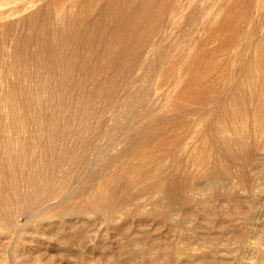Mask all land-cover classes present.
<instances>
[{
    "label": "rangeland",
    "instance_id": "374dc122",
    "mask_svg": "<svg viewBox=\"0 0 264 264\" xmlns=\"http://www.w3.org/2000/svg\"><path fill=\"white\" fill-rule=\"evenodd\" d=\"M127 1L132 0H0V170H3L2 172H7L4 170H22L23 164V166L25 164L30 165L31 170H50V155L53 154L52 152L58 150L65 152L69 149L70 155H77L82 150L78 142L79 137L87 136L89 137H86L87 142H96V139L98 142L101 132L99 120L104 121V128L106 126L112 127L116 124L115 122H118V119L114 118H116L123 102H127L130 98L128 97L129 91L135 92L139 89L142 78L147 72V63L144 60L146 57L142 56L141 52L151 49L147 45L138 44L143 39L144 29L118 26L119 21L127 15L125 10L118 7V3ZM177 2L180 3V5H177V9L170 8L167 10V14L172 13L174 16L173 24L170 27L168 26L167 44L174 45L177 43L176 48H171L173 53L177 55V60L175 59L177 63L173 62L166 65L163 70L165 76L162 74L157 77V80L153 82L155 85L152 84L153 88L148 97L149 101L141 104V111L148 112L145 118L146 122L151 124L150 122H155L156 119L162 117L167 118L170 122L169 125L176 128L179 105L185 104V101L191 99V96L195 94L194 92L199 88L201 89L199 86L202 84L206 85L205 91H211L210 88L213 87L211 81L217 79L218 82L220 77L225 76L222 74L226 73L227 70L224 71L223 67L230 70V68H233L232 66L238 65L240 58V51L238 50L240 46H243L242 49H246L244 47L246 44L245 39H247L248 44L250 43L254 47L255 51L258 49L255 47L264 45V37L259 33V31L264 33V0H177ZM143 3V0H138L139 6ZM147 17H156V12L154 11ZM194 17L203 22L198 20L199 23L195 25L193 32H190L187 25ZM138 18L136 16L134 21ZM81 23L83 28L80 31L77 26L79 28ZM225 24L230 26L229 30L232 28V32H228L232 34L226 35L227 32H218L219 26H225ZM255 26L260 27L255 28ZM247 28L249 31L251 29L253 31L251 30V33H249ZM236 29L244 30L243 32H240V30L237 32L239 34L236 36L237 39L232 36H235ZM245 32L248 33V36ZM185 33H188V35L183 37ZM249 37L250 39L253 38L251 42H249ZM129 38H133V40ZM124 39H129V41L122 42ZM234 39L239 41V47L237 45L233 46ZM252 40L256 41L258 45H253L254 41L252 42ZM131 41L133 42L131 43ZM240 43L244 44L241 45ZM224 44L225 48L223 47ZM141 47L142 50H139ZM237 48L238 50H236ZM225 49L227 50L224 53ZM152 50L153 54L151 56L161 51L158 46H154ZM220 50H223V54H227L229 58H226L227 55L224 56ZM255 51L253 52L255 53ZM219 52L221 53L219 54ZM182 54L192 55H189V57L185 55L186 58H191L190 64L189 59L184 58ZM179 55H182L180 56L182 62H179ZM236 56L239 58L235 59ZM192 58L197 59L198 62L192 61ZM231 59H235L233 61L235 63H232ZM118 60L123 65H129L128 75L112 67L114 62ZM217 60L218 63H216ZM199 63H201V66ZM193 64H198L200 67L198 68L197 65L192 68ZM217 64L220 69L218 66H214ZM206 70L209 71L206 72ZM215 70H218V72ZM203 71H205L206 77L210 78L211 76L213 79L208 77H205V80L202 79ZM215 72L220 76L219 78ZM213 74L215 77H213ZM66 75L69 76V82H79L82 84L80 86L83 88L86 86L87 88L85 87L84 90L79 87L77 88L78 91L76 90L77 92H74L76 88H71L68 92L66 91L67 94L62 95L59 83ZM224 78L220 79L221 81L218 83L222 82ZM201 79L204 82L201 83ZM193 86L198 87V89ZM194 89L196 90L194 91ZM215 90H212V93ZM32 95L38 98L33 100ZM86 113H93L91 117L93 123L90 124L92 127L90 126L89 129L91 130L86 129L85 131L84 129L83 133L89 132L91 136L94 135V138L89 133L82 134V131H79V133L75 131L76 120ZM65 117L66 119H64ZM67 117L71 119V121L69 120L71 123L68 121L70 129L61 132L63 134L54 132L56 135L52 136V126L58 123L65 125L66 120L69 119ZM16 122L18 126L20 125L18 129L15 128ZM139 126H135L134 129ZM201 126L203 125L201 124ZM72 129L74 130L70 131ZM143 135L140 138L137 137L138 145L136 148L132 147L133 149H128L130 147L122 138L115 141L109 148L108 154L100 156L97 163L108 164L105 170H109L111 173H116L119 170H129L122 178V181L124 182L123 179H125L127 184L136 179H133V177H137V174H132L136 173V170H154L153 172L158 175L161 172L177 170L179 159L177 153H180L177 148V135L173 139L171 138L172 141L168 137L164 138L166 141L163 138L159 141L160 139L157 138V140L149 134H146L145 137ZM174 138L176 139L174 140ZM99 139L98 143L105 144L104 139ZM91 150L97 152L95 147H92ZM185 158L188 159L186 156ZM185 158L183 156L186 162ZM197 162L199 161L197 160ZM95 168L97 167L93 166V170ZM78 169L81 168L65 167L62 170ZM159 170H161L160 174ZM131 174L133 177L130 176ZM74 176V173L67 174L64 181H62V185L64 186L65 182L70 186H74L76 183L73 180ZM68 178L72 179L68 180ZM8 180L7 178V180L0 181L5 183ZM11 180L22 184L26 178L22 175H16ZM67 184L66 186H69ZM13 192L12 187L3 190L5 200L12 202ZM143 192L140 196L142 194L144 196H141L142 199L139 198L137 203H142L145 206L151 205L150 208H154L155 202L153 201L158 199V195L147 191ZM151 195L157 196L156 199L153 196V200ZM144 197L147 198V202L143 200ZM90 203L85 198L79 206L88 208ZM12 207L18 211L15 221L22 227L23 231L21 240L14 243L9 236V232L6 231V229L8 230L7 224L0 219V246L3 244L0 247L2 248L0 249V264H83L84 262L111 264L108 262L109 258H111L112 264H151L149 261L147 262V259L144 260L138 258V256H135L136 259L133 258L134 256L129 255L126 250L120 249L118 244L131 243L146 238L153 240L155 238L158 243L165 245L168 240L177 238V233H175L177 230L170 226L169 218L162 222L153 215L134 216V218L129 219V224L123 226L124 228L117 227L108 230L104 225H97L91 216L90 220L92 221L90 223L92 226L94 225V228L89 230V226L85 225L84 221L79 222L76 220L73 226L80 228L78 231L77 228L74 230L69 229L66 224L58 226L59 224H54L56 220L47 226L48 216L41 217L33 223L35 210L29 206L27 201H18ZM165 207L163 211L166 214L174 208L173 205L169 204L168 207L167 205ZM147 208L149 209V207ZM74 210L72 211L77 213ZM175 213L177 216V212ZM121 228L124 230L120 231ZM86 233L96 236V239L82 247L78 244V242H82L78 238L81 234L85 235ZM8 240L11 242H5ZM10 243L14 246L13 249ZM175 246L177 247V240ZM5 249L6 251H4ZM174 251L176 253L175 247ZM143 261L146 263H143ZM249 263L258 264L254 259L250 260Z\"/></svg>",
    "mask_w": 264,
    "mask_h": 264
},
{
    "label": "bare ground",
    "instance_id": "6f19581e",
    "mask_svg": "<svg viewBox=\"0 0 264 264\" xmlns=\"http://www.w3.org/2000/svg\"><path fill=\"white\" fill-rule=\"evenodd\" d=\"M143 2L140 6L138 0L118 3V7L127 13L119 21L118 26L144 29L145 34L138 44L147 45L151 49L140 51L142 56L146 57L144 60L147 63V72L144 78H142V84L139 89L135 92L129 91L128 97L130 98L127 102H123L116 118H114L118 119V122H115L116 124L112 127L106 126L107 128H104V121H98L101 125L99 127L101 132L100 137L97 136L104 139L106 141L105 144L98 143L100 139L98 138L97 142L96 136V142H87V138L89 137L81 136L78 142L82 150L77 155H70L69 149L65 152H62V150L52 152L53 154L50 155V170H31L28 164H25V166L23 164L22 170H4L7 172L0 170V180L9 179L8 182L6 181L7 183H1L2 181H0V219L4 220L7 224L8 230L6 229V231L9 232L11 240L14 243H18L17 241L21 240L23 229L15 221L18 211L12 207L18 201H27L29 206L35 210L33 223L41 217L48 216L47 220L49 221L46 222L47 226L56 220L54 224H59L58 226L66 224L72 230L76 228L77 230L80 229L73 226L76 220L79 222L84 221L85 225L89 226V230L94 228V225L92 226L90 223L92 221L90 220L91 216L97 225H104L106 229L110 230L129 224V219L134 218V216L153 215V217L162 220V222L166 218H169L170 226L177 230L175 232L177 233V238L175 240L174 238L168 240L165 245L162 244L163 246L155 238H151L153 240L146 238L139 239L138 241L135 240L131 243H119L120 249L126 250L129 255L134 256L133 258L138 256V258L147 259V262L149 261L151 264H250L249 261L252 259L258 264H264V45H262L263 47H255L256 49L258 48L255 51L254 47L250 43L248 44L247 39H245V45L247 46L244 45L246 49H242L243 46L238 45L239 41H236V36L239 35L237 32L240 29H236L235 36H232L236 38L233 41V46H240L241 49H236L240 51V56L238 55L240 58L234 57L235 59L239 58V64L235 67L232 66L233 68L226 66L230 70L223 67L224 71L227 70V72L222 75L227 77H220L215 72L217 77H220L219 81L225 77L220 83H218L219 81L217 82V79L215 80L211 76L210 78L207 76L209 79H213L211 86L214 89L210 88L211 91H205L206 85L203 84L199 86L201 89H194V91L196 90L195 94H193L194 96L185 101V104L179 105L177 109V128L170 126L169 120L162 117L156 119V121L153 120L155 122H150L151 124H149L145 121L148 112L141 111V104L149 101L148 97L153 88L152 84L157 80V77H160L162 74L165 76V71L163 70L166 65L173 62L177 63L175 61L177 55L171 49L173 47L176 48L177 43L174 45L167 44L169 27L174 22L173 14H167V10L170 8L177 9V5H180V3L177 0H143ZM154 11L156 12V17H147ZM136 16L139 18L134 21ZM198 20L197 17H194L191 18L189 24L187 23V29L189 27L190 32H193L195 25L199 23ZM252 24L250 25L253 27L254 24ZM231 25L233 26V23ZM82 28V23L79 24V28L77 26V29L80 31ZM229 28L230 26H226L225 24V26L220 25L217 30L221 33L232 32V28L231 30ZM251 30L253 31V29ZM251 30H248V32L251 33ZM243 31L240 30V32ZM188 33H185L183 37L188 35ZM245 33L246 35L248 34L247 32ZM259 33L264 37L263 32L259 31ZM129 39L133 40V38ZM129 39H124L122 42L129 41ZM251 39L249 42H251ZM254 42L253 45L256 44V41ZM154 46H158V49H161V51L151 56ZM223 47L225 48V44ZM139 50H142V47ZM226 50L220 51L225 53ZM182 55L186 58L185 55L189 57L191 54ZM182 55L178 56L179 62H182L180 59ZM226 58H229L228 55ZM190 60L191 58L189 61L187 60L189 64ZM194 60L192 58V61ZM234 60H232V63H235L233 62ZM195 61L198 62L197 59ZM216 63H218V60ZM197 65H194L192 68ZM199 65L201 66V63ZM199 65L198 68L200 67ZM214 66H218V64ZM112 67L127 75L129 74V65H123L119 60L114 62V66L112 65ZM187 67L189 66L187 65ZM220 67L222 66L220 65ZM208 71L206 70V72ZM215 71L218 72V70ZM204 73L205 71H203ZM205 74L201 75V78H204V80ZM214 74L213 77H215ZM202 79L200 80L201 83L204 82ZM69 80V76L66 75L62 82L59 83L62 95L64 93L67 94L71 88H76L75 92L76 90L78 91L77 88L82 87L80 86L82 84L79 82H69ZM196 88L198 89V87ZM212 90L215 91L212 93ZM31 97H34L32 98L33 100L38 98L33 95ZM92 115L93 113H86L79 116V119L76 120L75 131L78 133L82 131V134L89 133H83V130H91L89 128L90 124L93 123L91 121ZM69 120L71 121L70 118L66 120L67 123L65 125H61L57 121L58 124H54L51 128L52 136L56 135L54 132L59 134L69 130ZM137 125L140 126L134 129ZM19 126L18 123L15 124V128L18 129ZM139 134H149V136L155 139H160L159 141L165 137L173 139L177 135V148L178 152H180L177 153V158H179L177 170L165 171V173L161 172V174V170H159L160 175L156 172V175H154V170H136L137 172L132 174H137V177H133L132 174L130 175L133 179H136L127 184L125 183V179H123L124 182L122 181V178L129 170H119L118 172L114 170L116 173H111L109 170H105L108 164L97 163L98 158L103 154L107 155L111 145L121 138L130 147L128 149L132 147L136 148L138 145L136 139L141 136ZM145 135L143 136L145 137ZM92 136L94 138V135ZM152 137L151 139L154 140ZM168 138L166 139L169 140ZM92 147L97 149L96 153L92 152ZM178 154L179 156L182 155L179 157ZM183 156L184 158L185 156L188 158H185L187 163L184 161ZM3 165L5 166V164ZM32 166L34 165L32 164ZM93 166L97 168L93 170ZM65 167H80L81 169L62 170ZM69 173H74L73 180L76 183L74 186H70L64 182L65 185L63 186L62 181H64ZM16 175L25 177V182L21 184L15 180H11ZM66 184L69 186H66ZM9 187H12L14 191V203L13 201L5 200L3 195V190L5 191ZM143 191L158 195V199L155 198L157 196L151 195L152 198L154 196L156 199V201H153L155 202L153 206L155 209L150 208L151 205L145 206L142 203H137L139 198L144 196ZM141 192L143 194L140 196ZM85 198L91 202L88 208L79 206ZM146 199L144 197L143 200ZM168 204L173 205L174 208L171 211L169 210L170 212L167 211L168 213L166 214L163 210L166 205L168 207ZM19 209L21 208L19 207ZM72 210L77 213H74ZM175 212H177V216ZM123 230L121 228L120 231ZM95 239L96 236L88 235V233L85 235L81 234L78 240L82 242H78V244L84 247L83 245L86 246ZM176 240L177 247L175 246ZM148 241L152 242L148 243ZM11 246L13 249L14 246ZM11 261L14 262L13 260ZM108 262L113 263L111 258L108 259ZM143 263L146 262L143 261Z\"/></svg>",
    "mask_w": 264,
    "mask_h": 264
}]
</instances>
